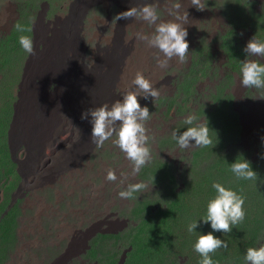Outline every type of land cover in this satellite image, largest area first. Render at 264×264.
I'll list each match as a JSON object with an SVG mask.
<instances>
[{"label": "rangeland", "instance_id": "rangeland-1", "mask_svg": "<svg viewBox=\"0 0 264 264\" xmlns=\"http://www.w3.org/2000/svg\"><path fill=\"white\" fill-rule=\"evenodd\" d=\"M69 1L38 0V10L42 12V5L46 2L51 7L49 19L54 20L55 14L65 18L69 13L65 10ZM8 2L7 20L10 24L15 16L12 6L16 0ZM202 3L204 9L198 10L191 6L190 0H180L178 10H166L164 22L180 23L188 32L186 40L189 52L184 63L179 62L178 56L168 60L157 47L149 44L158 24L145 21L135 23L133 27H129L134 29L133 38L125 42L121 40L123 27L113 26L108 38L100 41L102 23L98 20L97 24L91 18V22L87 24L89 60L86 65L92 67L96 56L115 57L118 60L126 52L115 82L118 89L116 92L114 90V103L107 98L108 110L117 101L123 103L129 92L137 94L141 108L145 107L142 102L146 94L132 83L137 72L143 73L155 88L152 76H158L165 70L172 69V73L179 69L187 70L188 65L192 64L190 73L200 72L199 77L203 79L207 77L213 64L217 65L216 80L227 72L224 84L204 90L203 81L199 84L195 82V88L186 91L182 101L177 100L181 92L175 94L176 97L167 110L170 117L171 114L176 115L171 119L178 122L179 135L188 127L206 122L212 144L206 147L195 146V141H192V147L181 149L174 143V131L170 132L173 123L166 119L162 121L161 114L157 113L149 115L148 120L138 121L146 129V146L151 153L150 161L138 173L133 174L132 162L114 143L118 139L121 121L114 122L117 127L113 135L102 145H97L89 158L62 169L66 158L74 155L82 144L80 134L71 130L78 127L79 122L74 115L70 117L68 113H57L58 116L53 119L46 118L41 124V132L34 133L30 154L26 153L25 148H21L20 156L29 159L31 169L26 177L29 182L25 186L29 192L19 202V205L25 206L24 209L13 210L9 216V219H20L14 230L19 226L21 231L18 240L15 235L12 236V241L8 242V250L0 248V264H35V245L37 242L47 241H43L44 215L50 214L58 222L65 219V224L57 223L50 235L57 248L65 237L73 239L75 231L80 227L90 229L99 215L110 207H113L114 212L119 211L121 217H128L135 222L136 226L129 225L123 233L114 237L116 243L124 244L121 250L109 249L106 240L100 236L93 239L91 249L82 257L91 260L93 264L99 259V255H102L103 264H119L122 253L130 242L135 245L131 243L134 250L129 253L126 264H201L202 256L195 251L194 246L200 235L209 232L228 245L227 248L221 247L209 254L214 264H251L245 260L247 249L264 246V87H243L240 70L242 62L248 59L264 64V57H253L244 52L253 37L264 42V0H202ZM208 6L210 11L206 10ZM184 16H187L186 22ZM208 19L213 26L207 38L200 34ZM34 21L37 22L36 17ZM24 28L26 31L23 33L14 32V39L2 46L0 54V188L8 185V195L4 194L6 198L4 205L0 207V216L10 203L11 192L20 183L16 165L11 161L7 134L14 116V105L19 101V94L22 95L24 88V85H20L29 53L21 47L19 37L27 36L28 32L30 34V29ZM59 28L60 31L62 27ZM226 31L227 49L224 50L220 37ZM50 43L45 40L44 49L35 59V64L38 63L37 60L46 57ZM204 45L209 48H204ZM223 51H227V57ZM70 56L73 57V52ZM164 60H168V67L161 68L159 64ZM224 60L227 61V69H219L220 65H224ZM102 67L107 71V66ZM26 79L27 77L24 80ZM28 79L39 82L33 73ZM51 84L58 87L56 82ZM158 90L160 93L172 92L169 89ZM49 92L53 94L55 91L53 89ZM53 103V106H60L58 99ZM89 108L92 109L91 106ZM83 112V109H79L77 117ZM189 115L197 118L193 125L185 123ZM28 126L30 129L34 127L33 115ZM40 144L43 145V153L39 155ZM237 160L250 162L252 170L257 174L256 178H238L231 171V164ZM110 170L116 174L115 181L106 179ZM135 183H143L147 187L134 193L133 199H122L119 193L125 191L129 184ZM214 183L235 191L245 200L244 219L232 225V231L228 233L216 232L211 228V222H204L207 206L217 196ZM2 196L0 191V199ZM35 201L40 204L38 237L34 234L33 225L36 218L29 209ZM132 202L134 207L129 205ZM121 206L124 207L120 208ZM196 222L197 228L189 232V225ZM2 238L5 240L6 235L0 233V240ZM9 238L7 236V240ZM73 244L71 246L75 248ZM79 245L81 247L83 243L80 242ZM62 252L63 245L62 250H56V256Z\"/></svg>", "mask_w": 264, "mask_h": 264}, {"label": "bare ground", "instance_id": "bare-ground-1", "mask_svg": "<svg viewBox=\"0 0 264 264\" xmlns=\"http://www.w3.org/2000/svg\"><path fill=\"white\" fill-rule=\"evenodd\" d=\"M37 1L16 0L12 6L15 16L9 24L7 20L9 2L8 0H0V54L2 46L6 45L10 39H14V32H17V24L30 29V34L28 32L27 36L32 38L35 49V55L28 54V60L23 68V82L20 85V87L24 85L23 93L22 95L19 94V101L14 105V116H12L13 120L9 125L7 134L11 161L16 165V173L20 177V183L11 192L10 203L6 205L4 212L0 216V233L6 235L5 240L3 238L0 240V248L2 250H8V242L12 241V236L15 235L17 239L20 234L21 227L18 226L14 230V226L19 224L20 219L18 217L9 219V216L13 210H17L18 208L20 210L24 209L25 206L19 205V202L26 198L29 192V189L25 186L29 182L26 177L31 169H29V159H23L20 156L21 148H25L26 153L30 154L34 133L39 134L41 132V124L45 119L48 117L53 119L59 114L68 113L70 117L74 115L75 119L79 122V126L71 130L77 135L78 133L80 134L82 144L74 155L66 158L62 169L82 163L93 154L97 146V144L92 142L93 117L91 111L106 105L109 99L112 101L115 98L114 90L116 92L118 89L115 82L121 71L126 52H123L118 57V60L115 57L107 56L99 58L96 56L95 63L89 68L86 65L89 60V46L87 43L88 22H91V18H94L96 23L98 20L102 23V31L99 36L100 41L108 38L113 26H122L123 33L121 40L125 42L131 40L134 35V29H129V27H133L135 23H143L145 20L135 17L132 19H119L118 16L121 13L128 11L132 7L139 9L145 4H149L157 10L159 18L153 24L156 25L166 20V10L170 9L174 12V10H178L175 5H180V0H70L65 8L69 12L68 15L63 18V16L55 14L54 20H51L48 18L51 10L50 5L46 2L43 3V10L39 12ZM206 10L210 11L209 6ZM35 17L37 18V22L34 21ZM209 21L210 19L201 28L202 34L200 35L202 37L206 36L208 38L209 36L208 33H210L211 26H213ZM59 27H62L60 31ZM56 32H58L57 36ZM218 33L220 35V32ZM220 39L221 47L226 50L227 31L222 34V38L220 37ZM45 40L51 42L49 48L46 50V57L42 60H37L36 62L38 63L35 64V59L39 57L40 52L44 49ZM205 47L209 48L204 45ZM71 52H73V57L70 56ZM223 52L227 57V51ZM223 64L218 68L227 69L226 60H224ZM102 66H107V71ZM191 66L192 64L188 65L187 70L179 69L173 73L172 69L165 70L158 76H152L155 80L154 86L156 89H169L172 92H161L160 96L154 99L148 95L142 102L149 109V115L160 113L162 121L166 119L169 123H173L172 127H170V132L174 131L173 133L176 136L179 135V131L177 130L179 124L171 119L172 117H176V115L171 114L170 117V114L168 115L167 113L168 106L176 97L175 94L181 92V96L177 100L182 101L185 92L195 88L193 86L195 82L199 84L203 81L204 90H207L224 84L227 75V72L225 74L222 73L223 75L220 73L222 76H219L218 80H216L215 70L217 69V65L213 64L209 72L210 74L208 73L207 77L202 79L199 77L201 75L200 72L190 73ZM31 73L39 79L38 83L28 79ZM26 77L27 79L24 80ZM53 82H56L57 88L51 84ZM53 89L55 92L50 94L49 91ZM55 99L59 100V107L53 106ZM112 103L114 102L112 101ZM90 106L92 109L89 108ZM79 109L84 110L82 115L87 113L85 119L81 118L82 115L77 117L76 114L79 113ZM32 115L34 127L30 129L28 125ZM110 126L113 129L117 127L114 123ZM167 141L170 142L169 140ZM42 153L43 145L40 144L39 155ZM60 160L63 161L62 158ZM7 187L8 185H4L3 188H0L3 194L0 199V207L4 205L6 198L4 194L8 195ZM38 202H33L29 208L36 218L33 225L35 228L34 234L36 233L37 237L40 233L38 221L40 204ZM129 205L130 207H134V202ZM101 206L103 207V204ZM122 207L124 206L120 208ZM112 208L110 207L102 212L96 222L90 226V229L83 226L75 231L76 236L73 239L65 237L57 248L52 239H50V235L54 232V226L57 223H64L65 219L62 218L58 222L55 221L54 216L50 214L44 215L42 219L44 230L43 241L46 239L47 241L45 243L37 242L35 245V264H93L91 260L83 259L82 257L91 249V241L99 236L106 240L109 249L121 250L124 244L116 243L114 237L123 233L129 225L136 226V223L132 222L128 217H121L120 212H114ZM7 236H10L8 240ZM109 237L112 238L109 239ZM37 241H39V238ZM80 242L83 243L81 247L79 245ZM131 243L133 242H130L129 247L123 251L119 264H126L129 253L134 250ZM71 244L75 245V248L79 247L80 249L73 248ZM62 245L64 252L57 257L56 250H62ZM95 264H103L102 255H99V259Z\"/></svg>", "mask_w": 264, "mask_h": 264}, {"label": "clouds", "instance_id": "clouds-1", "mask_svg": "<svg viewBox=\"0 0 264 264\" xmlns=\"http://www.w3.org/2000/svg\"><path fill=\"white\" fill-rule=\"evenodd\" d=\"M191 6L204 9L202 0H190ZM176 8L180 5L176 4ZM142 18L150 24H155L158 20L157 10L149 4H145L142 8L132 7L128 11L121 13L119 19ZM179 19V17H178ZM186 22L187 16L183 17ZM16 30L23 33L26 29L20 24L16 25ZM139 36V33L137 34ZM188 35L187 30L176 22H161L155 28V34L149 41L153 47H157L168 60L174 56L179 57V62L186 61L189 52V43L186 40ZM21 47L29 54L35 55L34 42L31 37L21 35L19 37ZM244 52L250 56L264 57V42L259 41L253 37L244 48ZM168 60L161 61L159 66L161 68L168 67ZM243 87H264V64H260L255 60H246L242 62L241 67ZM133 84L137 85L143 93L145 98L150 95L153 98H158L160 92L154 88L149 79L143 73L137 72ZM93 117L92 128V142L97 145H102L106 140L113 135L114 129L110 127L116 121H121L119 127L118 139L114 143L119 149L126 154V158L132 162V172L136 174L145 166L151 159L150 149L146 146L147 136L145 135V127L141 120H148L149 109L147 107L141 108L138 101L137 94L129 92L125 97L123 103L117 101L112 109L109 111L108 106L104 105L91 111ZM87 117V113L82 115V119ZM196 116L189 115L185 119V123L193 125L196 121ZM173 136L176 143L181 149H188L193 146L192 141H195V146L206 147L212 144V139L209 135V126L206 122H201L196 126L188 127L178 137L175 133ZM231 171L238 177L246 180L256 178L257 174L252 170L250 162L247 160L239 161L231 164ZM106 179L108 181H115L117 179L114 171H108ZM147 185L143 183L129 184L125 191H121L119 196L122 199H133L134 193L146 188ZM213 188L217 192V196L211 200L207 206V216L205 223L211 222V228L216 232L228 233L232 231V225L240 223L244 217V197L238 195L235 191L226 189L220 183H214ZM197 222L192 223L188 227V231L192 232L197 228ZM227 242L218 239L209 232L206 235H200L195 243V251L202 256L201 264H214L210 253L217 249L227 248ZM245 260L251 264H264V246L259 248L249 247L246 251Z\"/></svg>", "mask_w": 264, "mask_h": 264}]
</instances>
